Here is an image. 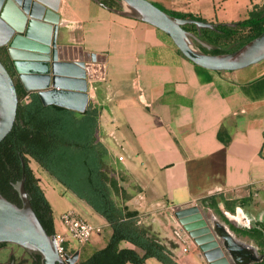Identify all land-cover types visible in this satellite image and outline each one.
<instances>
[{
    "label": "crops",
    "instance_id": "1",
    "mask_svg": "<svg viewBox=\"0 0 264 264\" xmlns=\"http://www.w3.org/2000/svg\"><path fill=\"white\" fill-rule=\"evenodd\" d=\"M57 1H37L46 9L56 7V23L41 8L33 9V17L58 25V45L83 52L80 56L67 51L72 60L66 61L81 62L90 71L87 109L98 113L96 140L107 150L116 175L121 172L138 186L139 201L132 194L133 204L135 200L141 201L140 208L177 209L208 202L244 239L242 243L256 251L259 260L252 264H261L264 252L243 231L264 225L259 218L264 216V61L237 71H209L186 59L168 35L147 23L107 11L91 0ZM147 1L216 25L264 16V0ZM3 28L1 47L12 37ZM37 178L41 187L42 179ZM208 199H214V206ZM77 200L79 209L87 210L107 231L96 250L102 249L111 234L108 224ZM232 201L237 204L230 205ZM242 205L250 211L261 209L253 224ZM67 210L73 209L66 208L58 217ZM180 219L193 239L202 238L193 213L184 210ZM54 225L59 229L58 218ZM122 247L132 248L128 243ZM71 249L83 257L95 251ZM186 258L197 264L191 254ZM150 259L154 258L144 264ZM228 263L232 264L229 259Z\"/></svg>",
    "mask_w": 264,
    "mask_h": 264
},
{
    "label": "trees",
    "instance_id": "2",
    "mask_svg": "<svg viewBox=\"0 0 264 264\" xmlns=\"http://www.w3.org/2000/svg\"><path fill=\"white\" fill-rule=\"evenodd\" d=\"M100 1L110 8L120 9L115 0ZM165 12L173 17L201 21L190 14ZM183 29L196 34L193 25H186ZM217 29L218 32L202 30L200 38L215 47L221 39L229 44L238 41V49L264 32V16H252L233 28L218 25ZM236 49L222 51L217 48L211 54L230 53ZM0 61L14 82L18 99L13 128L0 143V195L21 206L13 185L21 179L22 158L24 187L31 207L46 233L49 236L55 234L52 210L29 166L28 158H31L108 224L111 234L105 246L82 257L78 264H144L149 258L161 264H178L169 255V248L151 235L148 228L140 225L139 212L126 205L131 197H122L123 204L114 200V196L125 194L120 185L124 177L116 175L109 165L107 150L96 140L98 113L89 108L80 114L57 106H42L37 94L26 93L18 80L13 78L8 57L1 49ZM208 201L214 206V199ZM243 233L255 239L264 252V225H260L259 230L249 229ZM122 243H128L132 248L122 247ZM6 245L0 244V248ZM171 246L176 247L174 244ZM31 258V264H40L38 256ZM10 261L16 260L11 257ZM18 264H25V261L20 260Z\"/></svg>",
    "mask_w": 264,
    "mask_h": 264
},
{
    "label": "water",
    "instance_id": "3",
    "mask_svg": "<svg viewBox=\"0 0 264 264\" xmlns=\"http://www.w3.org/2000/svg\"><path fill=\"white\" fill-rule=\"evenodd\" d=\"M91 1L107 11L147 23L159 29L169 36L175 47L186 59L203 69L209 71H237L264 61V32L233 52L211 54L217 47L202 40L200 36L202 30L218 32V25L216 24L173 17L147 0H115L120 9L105 6L100 0ZM8 2L9 0H0V21L12 36L6 45V51L24 91L37 94L44 107L57 106L76 113H84L88 105L86 83L87 78L90 79L89 69L87 72L83 70L80 72L76 66L66 63L64 64L65 68H59L60 71H58L55 65H51L53 78L62 74L71 78L73 74L75 75L79 72L77 78L81 82L80 86H71L74 89H66L64 94L57 93L54 91L55 89L53 91H42L32 86L33 83L28 81L27 75H24V73H37L39 71L29 63L34 58L25 56L22 53L17 54L15 51L18 49L16 48H21L19 50L22 51L37 50L41 43L46 42L48 39L45 41L46 32L40 24L33 23L25 16L20 20L19 17H14L13 11L11 12L10 7L7 5ZM22 9L27 12L26 1L23 3ZM29 10L32 13L33 9L29 8ZM47 13L53 18L51 22L56 23L58 21L59 16L56 13V7H49ZM186 25H193L196 29V34L185 31L183 27ZM225 26L233 28L236 24H227ZM49 29L51 30V28ZM52 32L50 39L46 42L53 48L52 55L57 49L70 50L72 48L71 46L57 44L58 25H55ZM2 44L4 43L0 42V47ZM78 49L81 50L80 47ZM200 49L207 53L202 52ZM17 105L18 99L14 82L0 61V143L13 128ZM20 159L22 176L13 185V189L18 195L21 206L19 207L9 202L0 195V244L13 245L30 256H38L40 264H76L74 258L78 253H74L72 257L66 254L64 259H62L58 254L54 237L46 233L36 217L24 187V162L22 158ZM183 208H177V210H180L175 213L177 217H180L181 212L188 209ZM193 209L198 213L196 207H193ZM198 219L202 221V226L205 228L206 234H208V240L212 243L211 248H214V255L222 264H229L228 259L232 264H252L259 260L256 251L252 247L238 241L224 224L212 218L209 221L210 228L206 221L201 220L200 215ZM180 222L185 224L181 219ZM217 240L221 241V246ZM200 249L208 260H210L208 255L213 259L212 255L204 251L202 245ZM224 252L227 254L228 259L224 256Z\"/></svg>",
    "mask_w": 264,
    "mask_h": 264
},
{
    "label": "rangeland",
    "instance_id": "4",
    "mask_svg": "<svg viewBox=\"0 0 264 264\" xmlns=\"http://www.w3.org/2000/svg\"><path fill=\"white\" fill-rule=\"evenodd\" d=\"M35 1H39V0H35ZM249 18L250 17H248L247 19ZM223 23L227 25V24H237L238 22L230 23L225 20ZM224 24L220 23L219 25H224ZM238 46H239L238 41L230 42L229 44V42H225L223 39H221L217 45V48L222 51H230V50L236 49V47ZM6 47L7 46H3V47H0V49L8 57V62L11 67L13 78L17 79L19 82L18 76L15 73L12 67L11 60L7 54ZM67 59H70V58H67ZM82 60L84 61V59ZM28 94H33V93H28ZM25 99L27 98L25 97ZM28 162H29V166L32 169L35 177H39L42 179L41 187L46 196V199L51 205L52 216H53V220L55 221V223H57L58 214L60 212H62L66 208H71L75 210L88 223L94 226L100 227L96 225L95 221H93L90 218V215L87 214L86 212L87 210L79 209V207L81 206L78 204L79 202L73 194L68 192L59 182H57L47 172H45L34 160H32L31 158H28ZM119 173L121 176L124 177V182L120 183V185L122 189H124L125 194H123L122 196L121 195L114 196V200L116 201V203L123 204L125 195L130 196L131 198L126 202V204L130 203L128 204L129 205L128 207L131 209L133 207L134 208L138 207L137 211L139 212V215H140L139 217L140 225L148 228L151 235H154L160 242L164 243L169 248V251H170L169 255L171 256V258L175 259L179 264H192V260L189 258L188 259L186 258L189 254H191L192 257L194 256V258L197 259L196 260L197 264H208L209 260L204 255V252L200 249V246H198L195 240L191 237V234L187 231L186 224H182L180 222V217H177L175 215V213L179 212L180 210H177L176 208H171L168 206H156L155 208H140L139 203L141 201L136 203L135 200L133 204L132 194H135L133 195L134 196L133 198L137 197L138 190H139L138 186L131 183L130 180H128V178L126 179L125 175H123L121 172ZM137 200L139 201V198ZM243 206L244 205H242V207ZM190 207L191 208L196 207L198 209V214L202 218L201 220L206 221L210 228L211 226L209 224V221L212 218H214L218 220L219 222H221L222 224H224L226 228L233 234V236L238 241L242 242V240H244L236 236V234L233 233L229 229L228 224L223 221L222 216L216 213V211H214L212 208L208 207V202L206 204H204L203 202L198 203V204H191L187 207H184L183 209L190 208ZM243 208H241V210H243L244 212H247L251 220L250 223L253 224L255 222L254 219H258V217H256V215H258L257 212L261 213V209L260 208L254 209V207H252L251 208L252 211H250V209L246 208L245 206ZM262 212H264V210H262ZM259 218H261L262 220L264 219V216L259 217ZM229 219H232V218L229 216ZM235 225L238 227H241L239 226V224H235ZM106 236H107V231L103 227H101L100 233L93 234L90 238V241L86 244L80 245L71 239H67V242L64 244L66 253L72 257L74 253L71 248L81 250L82 248L87 247V250L89 252L91 250H96L99 246L98 243H100L99 239H101V243H102V240H104ZM217 241H218V244L221 246V241L219 240ZM172 244H174L177 247L175 255H173L172 253V250L175 248L171 246ZM225 255L228 258L226 253ZM11 257H14L16 261H20V260L25 261V264H31V261H32V258L30 255L26 254L22 249L16 246L7 244L6 246L0 248V262L1 263H8ZM82 257H83L82 254L81 256H79V254L76 255L74 258L75 259L74 262L78 264ZM146 264H161V263L157 262L155 259H150L148 260Z\"/></svg>",
    "mask_w": 264,
    "mask_h": 264
},
{
    "label": "bare ground",
    "instance_id": "5",
    "mask_svg": "<svg viewBox=\"0 0 264 264\" xmlns=\"http://www.w3.org/2000/svg\"><path fill=\"white\" fill-rule=\"evenodd\" d=\"M26 1V6H27V12H24L22 9L23 3ZM57 1V0H55ZM10 7L11 12L13 11V16L14 17H19V20L25 16L27 19L31 20L33 23L35 24H40L43 27V30L46 32V39L45 41L48 39H50V34H52V30L54 29L55 25L51 24V23H46V22H42L38 19H36L35 17H33V12L31 13L29 8L31 9H38L41 8L43 11H47L48 9H46L44 6H42L41 4H39L37 1L35 0H9L8 4ZM4 25V24H3ZM2 23H0V39H2V41L5 40V36L4 35V28H3ZM5 27V25H4ZM6 28V27H5ZM51 28V30L49 29ZM7 30V28H6ZM7 33H9V31H7ZM6 34V33H5ZM10 34V33H9ZM47 40V41H48ZM46 41V42H47ZM41 43V45L39 46V48H37V50L34 49H30V50H19L21 48H16L18 50H14L17 54L18 53H22L25 56L28 57H33L34 59H32L31 65H33V68H36L37 70H39L37 73H24V75H27L26 78H28V81H31L33 84L32 86L38 88V90H42V91H50V90H54L57 93H62L64 94V90L68 89L69 85L73 86V87H79L81 82L78 81V73H76L75 75L73 74V77H69L66 75H58L56 77L53 78V74L52 71L49 70V68L51 69V65H55V67L62 69L65 68L64 64L68 63V64H72L74 66H76L80 72H82V70L84 72H86L85 66L83 63L81 62H73V61H66L67 59V51L68 53H75L77 54L80 53V56L83 54V52H80L78 50H74L73 48L66 49L64 50L63 48L61 50H56L54 52V55H52V51L53 48L49 43ZM9 43V42H8ZM7 43V44H8ZM84 55V54H83ZM60 56V58H59ZM86 59H91L97 63H104V60L101 59V61L98 60H94L92 59V57L90 55L85 56ZM65 59V60H64ZM72 60V59H71ZM50 66V67H49ZM65 71V70H64ZM63 77V78H62ZM41 87V88H40ZM186 213H193V221L195 222V227L198 228V234L202 237H200L201 239H194L196 244L199 245V243L205 244V246H203L204 251L207 252L208 254L212 255L213 259L211 258V256L208 255V257L210 258L209 263L208 264H222V262H220V260L218 258H216V256L214 255V248L212 247V243H210V241L208 240V234H206L205 232V228L202 226V221H200V219H198V213L190 207V209L185 210ZM191 237H193L191 235ZM201 246V245H200Z\"/></svg>",
    "mask_w": 264,
    "mask_h": 264
},
{
    "label": "built area",
    "instance_id": "6",
    "mask_svg": "<svg viewBox=\"0 0 264 264\" xmlns=\"http://www.w3.org/2000/svg\"><path fill=\"white\" fill-rule=\"evenodd\" d=\"M58 226L59 229H55L53 237L58 254L62 259L67 254L64 247L67 239L82 245L88 243L93 234H98L101 231L100 227L88 223L74 210H67L60 214Z\"/></svg>",
    "mask_w": 264,
    "mask_h": 264
},
{
    "label": "flooded vegetation",
    "instance_id": "7",
    "mask_svg": "<svg viewBox=\"0 0 264 264\" xmlns=\"http://www.w3.org/2000/svg\"><path fill=\"white\" fill-rule=\"evenodd\" d=\"M19 261H10L9 264L13 263V264H18Z\"/></svg>",
    "mask_w": 264,
    "mask_h": 264
}]
</instances>
